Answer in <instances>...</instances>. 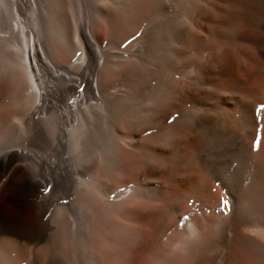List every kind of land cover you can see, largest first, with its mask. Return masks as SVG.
I'll return each mask as SVG.
<instances>
[{"label":"bare ground","instance_id":"1","mask_svg":"<svg viewBox=\"0 0 264 264\" xmlns=\"http://www.w3.org/2000/svg\"><path fill=\"white\" fill-rule=\"evenodd\" d=\"M261 91L264 0H0V264H264Z\"/></svg>","mask_w":264,"mask_h":264},{"label":"rangeland","instance_id":"2","mask_svg":"<svg viewBox=\"0 0 264 264\" xmlns=\"http://www.w3.org/2000/svg\"><path fill=\"white\" fill-rule=\"evenodd\" d=\"M262 95H263V91H261V94H260V96H259V98H258V101L261 102V103L257 102V103H259V105H258L259 107H260V106L262 105V103H263V102H262V98H263ZM260 98H261V99H260ZM11 146H15V144H13V145H11Z\"/></svg>","mask_w":264,"mask_h":264},{"label":"snow or ice","instance_id":"3","mask_svg":"<svg viewBox=\"0 0 264 264\" xmlns=\"http://www.w3.org/2000/svg\"><path fill=\"white\" fill-rule=\"evenodd\" d=\"M124 46H126V44H125V45H122V47H124ZM260 108L264 109V105H261ZM259 110H260V109H257L256 111L258 112ZM169 122H171V119H170ZM221 203H222V206H223V205H225L227 202L222 201Z\"/></svg>","mask_w":264,"mask_h":264}]
</instances>
